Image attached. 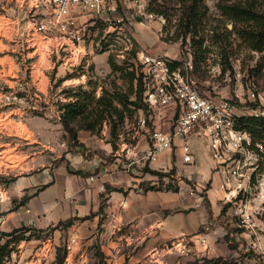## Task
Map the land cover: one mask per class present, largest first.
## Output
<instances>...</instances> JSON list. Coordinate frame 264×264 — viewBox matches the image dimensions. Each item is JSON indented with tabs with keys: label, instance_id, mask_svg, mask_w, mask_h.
Returning <instances> with one entry per match:
<instances>
[{
	"label": "rangeland",
	"instance_id": "obj_1",
	"mask_svg": "<svg viewBox=\"0 0 264 264\" xmlns=\"http://www.w3.org/2000/svg\"><path fill=\"white\" fill-rule=\"evenodd\" d=\"M198 1L150 0L147 13L156 17L152 21L135 15L133 9L127 10L128 19L123 11L113 15L112 23L96 17L87 18L85 39L78 48L81 52L78 56L77 49L67 48L60 39L45 38L35 32V22L47 12L45 6L31 11L24 0H0V222L10 211L21 208V200L9 191L7 180L26 174L29 167L26 163L46 150L45 145L51 147L46 159L52 167L64 164L70 175L68 168L78 170L67 157L74 160L77 149L82 148L89 160L105 153L100 148L71 141L60 122L61 104L71 101L70 94L79 93L80 87L93 92L96 98L106 91L116 95L132 93L129 101H135L137 86L127 72H136L140 54H152L150 50L154 47L162 46L164 53L175 58L176 65L182 70L191 63V79L196 89L204 96L224 99L237 107V113L241 115L237 125L243 130L240 119L254 117L247 112L264 105V52L251 51L239 40L232 24L221 16L218 0H201L197 4L200 9L197 23L191 32L188 31V10L195 8ZM120 15H124L125 20L118 24L115 19ZM110 57L122 67V72H112ZM250 90L256 93L255 99L251 98ZM128 109L127 118L118 127L114 140L110 122H104L95 135L105 139L115 151L124 143L131 145L137 141L134 140L135 133L139 130L142 112L132 106ZM250 137L249 151L225 164L230 169H238L240 177L225 180L210 149L207 150L210 158L216 161L211 170L205 165L202 154L199 171L191 173L190 180L182 176L181 181L189 185L190 195L199 206L207 207L211 201L215 204V208L209 210L210 223L200 227L196 234L207 243L202 246L191 244L188 254L167 253L163 251L166 245L157 247L139 264H155L158 259L163 264L170 260L182 264L185 261L186 264H206L210 259L219 260V264H264V144ZM145 170L146 176L150 177L148 166ZM159 173L153 181L157 183L156 187L163 190L180 188L174 170ZM37 178L40 184L48 183V178ZM36 181L28 178V184H36ZM151 183L146 180L140 186L145 189ZM26 184L21 181L13 189L17 192ZM108 187L101 195V206L96 214L99 217L97 228H86L82 238L71 231L74 224L90 225L95 216L91 213L83 218L58 220L44 232H20L14 239L30 235L34 238L11 244L13 251L7 264H114L118 258H122L120 264H131L130 254H137L140 246L120 245L115 251L107 244L108 238L102 236L106 233L102 226L106 220V195L120 191ZM35 190H24L23 195ZM55 192L57 195L61 190L56 188ZM64 215L68 213L55 212L52 218L57 220ZM28 218L22 209L21 215L17 216L18 224L25 225ZM68 220H73L70 227L63 224L55 229L60 222ZM91 230H94L93 234L89 233ZM209 230H214L212 237ZM1 233L0 245H3L8 238ZM73 237L77 243L70 246ZM93 237L95 240L88 245ZM197 246L203 254L197 255Z\"/></svg>",
	"mask_w": 264,
	"mask_h": 264
},
{
	"label": "crops",
	"instance_id": "obj_2",
	"mask_svg": "<svg viewBox=\"0 0 264 264\" xmlns=\"http://www.w3.org/2000/svg\"><path fill=\"white\" fill-rule=\"evenodd\" d=\"M150 52L152 55H167L162 46L154 47ZM138 131L135 133L136 143L132 142L131 145L124 143L116 151L105 139H99L89 132L81 131L79 133L81 144L85 147L100 148L105 152L102 156L95 155L89 160L85 158L83 149L80 148L77 149L78 153L74 154L76 155L74 160L67 157L76 170L82 171L81 175H70L64 164L52 167L46 159V153L51 147L45 145L46 150L32 156L26 163V166H29L26 169L27 173L17 176L16 181L9 186V191L13 195L15 193L18 200L26 195V193L23 195L24 190L28 191L31 188H36V190L29 194L31 198L27 204L20 205L21 208L17 211H10L0 222V232L9 233L22 227L45 230L58 220L83 218L94 213L95 216L90 220V225H83V227L82 224H74L71 228V231L77 232L76 235L79 234L82 238L86 228H97L99 225V217L96 214L101 206V195L106 191V186H109L120 191L106 195V220L102 225L106 233L102 236L108 238L107 244L115 251L120 245L128 248L140 246L141 250L137 254H130L131 264H139L151 255L152 250L165 246L175 239L195 237L200 227L210 223L209 210L215 208V204L211 201L207 207L199 206L195 197L190 195L189 185L181 179L183 180L182 176H184L190 180V174L199 171L201 167L199 156L202 154L205 156V165L210 170L216 165V161L213 157L210 158L207 151L208 143L204 139L192 138L194 157L192 165L183 162V153L180 149L182 142L179 139H175L172 149L153 162L149 159L152 144L150 135L144 129L139 128ZM109 157L112 158L109 159ZM147 166L150 171L156 172L174 170L180 182L178 191H144L140 186L142 182L149 180L152 181V186L157 184L153 182L157 179L156 175H151V179L146 176L145 167ZM37 177L48 178V183L40 184ZM28 178L36 179V184H28ZM21 181L27 184L15 192L14 186L20 184ZM56 188L61 190L57 192L58 196L55 192ZM22 209L29 215V218L25 225L20 226L17 216L21 215ZM61 211L68 215L54 220L52 215ZM37 216L41 219L37 220ZM93 232L94 230H91L89 233L93 234ZM209 232L212 237L214 230L212 232L209 230ZM95 238H91L88 245ZM200 250L197 246V255L203 254L204 251ZM121 259L118 258L114 264H120ZM156 262L155 264L164 263L160 259ZM165 263L182 264L172 260ZM184 263L186 264V261ZM141 264L145 263L141 262Z\"/></svg>",
	"mask_w": 264,
	"mask_h": 264
},
{
	"label": "built area",
	"instance_id": "obj_3",
	"mask_svg": "<svg viewBox=\"0 0 264 264\" xmlns=\"http://www.w3.org/2000/svg\"><path fill=\"white\" fill-rule=\"evenodd\" d=\"M24 1L31 11L39 10L42 6L47 8V12L35 22V32L45 38L60 39L67 48L71 46L77 49L78 56L81 54L78 48L85 39L87 18L96 17L112 23L113 15L123 11L127 17V10L133 9L135 15L147 21L156 19L154 14L147 13L150 0ZM124 15L115 21L123 23ZM192 70L191 63L182 70L176 65V59L168 55L140 54L136 73L144 88V101L149 114L142 113L138 124L139 128L148 132L152 141L149 159L157 161L162 154L172 149L175 139H179L182 142L180 149L183 162L192 165V138L204 139L220 165L223 178L240 177L238 169L225 166L227 161L236 156L245 155L252 144L250 135L238 128L237 120L241 117L237 113L238 108L224 99L202 95L191 79ZM250 96L255 99L256 93L250 90ZM247 113L264 119V105L250 109ZM76 243L77 239L73 237L70 246ZM206 243V239L199 236L185 237L172 241L163 251L188 254L191 244Z\"/></svg>",
	"mask_w": 264,
	"mask_h": 264
},
{
	"label": "trees",
	"instance_id": "obj_4",
	"mask_svg": "<svg viewBox=\"0 0 264 264\" xmlns=\"http://www.w3.org/2000/svg\"><path fill=\"white\" fill-rule=\"evenodd\" d=\"M201 2H196V7L188 10L187 14V29L191 32V28L195 27L200 14L198 5ZM221 16L229 21L233 26V32L243 44L251 51L264 52V0H218L217 5ZM109 64L112 72H122V67L119 66L113 57H110ZM131 77V82L136 83L135 101H129L130 95L110 94L104 92L102 96L96 98L93 92L84 91L81 87L79 93L70 94L72 100L67 103H62L60 111V122L66 133L69 134L71 141H80L79 133L81 131L89 132L92 135L99 133L104 122L111 124V137L114 140L118 135V127L126 120L129 107L132 106L135 110H140L143 114L148 115L149 110L144 101V88L141 80L137 77L135 71L127 72ZM73 92V90L71 91ZM134 94V92H133ZM120 106V107H119ZM242 129L250 134L255 141L264 144V119L249 117L240 119ZM75 124V125H74ZM80 143V142H79ZM81 144V143H80ZM79 144V145H80ZM82 146V145H81ZM69 172L74 175L83 174L82 171H74L70 168ZM152 175L159 176L160 173L150 171ZM16 181V178L10 177L7 180L8 185ZM109 188V187H108ZM143 189V188H142ZM144 191H165L156 185L143 189ZM177 192L178 189L169 187L166 191ZM31 196L26 194L20 201V205L24 206L28 203ZM67 224L71 226L73 220H68L66 223L60 222L55 229L61 225ZM44 232L30 227H22L9 233H1L2 236L8 238L3 245H0V264H7L11 259L13 249L11 244L33 240L34 235L30 237H20L14 239V236L20 232ZM1 241V239H0ZM206 264H219V260L210 259ZM62 263V262H61Z\"/></svg>",
	"mask_w": 264,
	"mask_h": 264
},
{
	"label": "bare ground",
	"instance_id": "obj_5",
	"mask_svg": "<svg viewBox=\"0 0 264 264\" xmlns=\"http://www.w3.org/2000/svg\"><path fill=\"white\" fill-rule=\"evenodd\" d=\"M4 23V22H3Z\"/></svg>",
	"mask_w": 264,
	"mask_h": 264
}]
</instances>
